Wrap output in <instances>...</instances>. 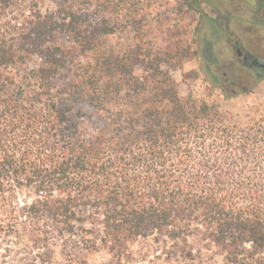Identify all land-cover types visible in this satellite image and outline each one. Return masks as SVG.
Instances as JSON below:
<instances>
[{
    "label": "trees",
    "instance_id": "trees-1",
    "mask_svg": "<svg viewBox=\"0 0 264 264\" xmlns=\"http://www.w3.org/2000/svg\"><path fill=\"white\" fill-rule=\"evenodd\" d=\"M61 1L57 16L31 8L0 24V235L33 250L56 237L65 264L101 251L129 263L136 239L198 264L263 254L264 91L237 121L162 70L190 45L109 43L122 24L142 33L150 13L135 2Z\"/></svg>",
    "mask_w": 264,
    "mask_h": 264
},
{
    "label": "rangeland",
    "instance_id": "rangeland-1",
    "mask_svg": "<svg viewBox=\"0 0 264 264\" xmlns=\"http://www.w3.org/2000/svg\"><path fill=\"white\" fill-rule=\"evenodd\" d=\"M123 5L128 8V2H135V9L142 13H150L149 20L144 22L141 32H130L124 25L115 35L109 37V43L116 48L133 43L143 44L152 47L156 52L163 44L161 37L163 34L169 39L178 40L180 44L189 46L190 57L177 64L174 60L161 62V68L167 72L177 83L181 95L191 92L196 98L207 97L217 99L219 105L224 110H231L235 113L236 120L242 121L249 106L262 102L264 91V81L250 92H238L227 95L219 88L211 85L205 73L200 69L201 59H206L207 53L211 54L218 49L221 35L232 34L233 36L243 37L244 24H230V29H226L223 23L213 21L218 14L214 13L206 3L200 6L201 15L197 12H187L186 5H181V0H126ZM61 0H16L10 7L0 11V24L8 18L12 21H21L31 8L39 9L42 13L57 16L62 9ZM234 32V33H233ZM171 36V37H169ZM192 49L196 53L192 54ZM143 60L139 58L134 67V74L141 75ZM176 65V66H175ZM22 198V195H19ZM54 246L44 249H31V244L25 236H2L0 235V264H65L66 261L59 252V239H52ZM132 259L124 264H198L197 262L182 260L177 255H168L160 251H152L148 243L141 239L132 242ZM45 252V253H44ZM88 264H107L108 255L104 252L87 253L85 255ZM171 257V260L166 259ZM210 258V256H209ZM47 260H50L47 262ZM202 264V263H199ZM203 264H234L226 262L222 255H212L211 260ZM248 264H264V253L255 255Z\"/></svg>",
    "mask_w": 264,
    "mask_h": 264
},
{
    "label": "flooded vegetation",
    "instance_id": "flooded-vegetation-1",
    "mask_svg": "<svg viewBox=\"0 0 264 264\" xmlns=\"http://www.w3.org/2000/svg\"><path fill=\"white\" fill-rule=\"evenodd\" d=\"M218 14L213 22L244 24L243 37L223 34L200 69L206 80L227 95L250 92L264 81V0H199ZM234 33V32H233Z\"/></svg>",
    "mask_w": 264,
    "mask_h": 264
}]
</instances>
